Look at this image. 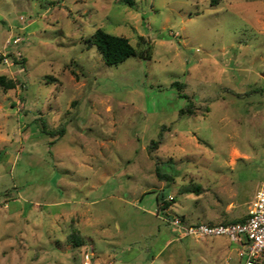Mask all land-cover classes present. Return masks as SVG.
I'll return each instance as SVG.
<instances>
[{"label": "rangeland", "instance_id": "obj_1", "mask_svg": "<svg viewBox=\"0 0 264 264\" xmlns=\"http://www.w3.org/2000/svg\"><path fill=\"white\" fill-rule=\"evenodd\" d=\"M99 29L151 59L106 66ZM0 55V264H220L165 217L222 225L264 180V0H0Z\"/></svg>", "mask_w": 264, "mask_h": 264}, {"label": "built area", "instance_id": "obj_2", "mask_svg": "<svg viewBox=\"0 0 264 264\" xmlns=\"http://www.w3.org/2000/svg\"><path fill=\"white\" fill-rule=\"evenodd\" d=\"M19 42L20 39L15 38L12 43ZM0 58H4L3 62L6 63L4 56L0 55ZM172 200L173 197L169 196L168 201ZM166 215L169 217V221L167 218L166 221L174 229L178 240L227 236L231 242L241 247L238 254L242 261L241 264H261L264 261V182L255 194L253 206L245 222L214 227L202 224L189 225L178 217ZM93 257L92 250H86L83 254L82 264H93Z\"/></svg>", "mask_w": 264, "mask_h": 264}, {"label": "trees", "instance_id": "obj_3", "mask_svg": "<svg viewBox=\"0 0 264 264\" xmlns=\"http://www.w3.org/2000/svg\"><path fill=\"white\" fill-rule=\"evenodd\" d=\"M126 5L129 7L134 6V0H122ZM211 6H218L223 0H209ZM141 42L144 41V39H140ZM145 42V41H144ZM90 46H95L97 52L100 54L104 64L106 66L112 67V66H117L124 62L126 59L130 57H137L142 60H149L151 59L152 56V50L151 46H147L144 49L136 50L132 47L130 44L129 40L124 37H119V36H113L110 35L106 32H104L102 29H99L96 31L95 35L93 36L92 41L89 43ZM51 81H55L53 77H46V83H49ZM16 86V82L7 79L5 76H0V88H2L5 91H9L14 89ZM172 87L175 88L179 92V96L182 98H186L187 96L182 93V90L184 88V85L179 82H175L172 84ZM185 113L187 114H192L191 108L187 109H182L180 111L181 115H184ZM46 134H49L51 137L56 136V134L63 135L64 130L61 129L60 131H54V132H46ZM160 140L159 141H154L150 144L149 150H153L160 145ZM158 177L159 174H157ZM157 202H158V209L160 210H166L167 207L171 203L174 202V198L172 201H164V199H160L157 197ZM167 220L169 221V217H166ZM247 218L243 220H236V221H230V222H225L222 225H229V224H236V223H242L245 222ZM181 220L184 222L183 217H181ZM75 236V235H74ZM74 236H71V240L74 244V246H81L82 242L78 238H74ZM261 264H264V261H262Z\"/></svg>", "mask_w": 264, "mask_h": 264}, {"label": "crops", "instance_id": "obj_4", "mask_svg": "<svg viewBox=\"0 0 264 264\" xmlns=\"http://www.w3.org/2000/svg\"><path fill=\"white\" fill-rule=\"evenodd\" d=\"M243 155H241L237 150H233L231 152V157L229 165L234 166L235 165V159H240ZM264 180L261 182L260 186H258L254 192H253V197H252V203L251 205L247 206V208L241 210L238 209L237 203H235L232 200H229L228 202H224L223 207L216 212V209H219L220 206H222V202L218 199L217 195L214 196V199L212 201V204H210V208L212 211H214V214H211V219L216 221L217 223H225V222H230V221H240L248 217L249 212L253 206V202L255 200V194L258 191V189L261 187L262 183ZM213 195V194H212ZM233 197V194H230ZM221 203V204H220ZM168 214V213H167ZM170 214V213H169ZM165 215V214H164ZM158 217V212L156 214ZM166 218V217H165ZM168 223V222H167ZM168 225L171 227V225L168 223ZM171 232L174 235V239L171 240V242H180L181 244L187 245L188 249H192L194 251H200V256L202 259L205 261H213L217 262L220 264H229L231 261V256L236 253L237 257L239 258V252L241 251V247L236 244L231 242L230 240H225V239H218V238H205V239H191V238H186L183 240H178L176 239L174 229L171 227ZM91 249L92 248H88ZM93 252V250H92ZM240 258H239V263H240ZM108 263L107 261L105 264Z\"/></svg>", "mask_w": 264, "mask_h": 264}]
</instances>
